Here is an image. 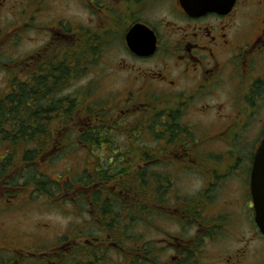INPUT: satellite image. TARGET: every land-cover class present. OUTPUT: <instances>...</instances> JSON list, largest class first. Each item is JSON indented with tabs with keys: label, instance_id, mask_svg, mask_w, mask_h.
<instances>
[{
	"label": "flooded vegetation",
	"instance_id": "1",
	"mask_svg": "<svg viewBox=\"0 0 264 264\" xmlns=\"http://www.w3.org/2000/svg\"><path fill=\"white\" fill-rule=\"evenodd\" d=\"M13 17H18L19 24L26 23L32 30L30 41L33 44L34 40L41 42L26 55L24 83H29L35 76H44L48 70L59 77L57 98L61 102V114L57 122L61 133L58 140L69 137L78 145L83 137L108 141L95 151L83 145L85 159L81 164L82 172L124 174L121 182L107 185L111 192L119 194L117 189L122 190V200L129 182L137 181L133 195L138 205L135 214L138 211L140 216L144 211L151 212L138 204L144 196L137 189L148 185L151 189L149 199L151 203L155 202L153 208L165 211L157 201L160 182L154 172L161 165L159 156H167L166 161H169L168 156L172 157L171 161L175 160L184 169L202 174L209 172L211 180L209 177V181L202 183L195 196L172 202L179 204L178 208L174 207L173 214L195 219L201 227L199 221L202 216L198 212L201 213L202 206L208 201L214 200L212 193L218 195V189L223 191L226 188L232 191L233 184L216 180L215 173L222 172L223 177H228L234 172L246 171L241 183H235L242 187L239 201L245 202L247 209L252 211L254 223L250 172L255 150L250 151V148L258 147L264 130L254 148L247 142L248 130L244 126L249 127V121L245 120L244 111L264 102V0H0V28ZM103 58L109 67L107 80L113 83L111 90L121 93L117 100L110 98L107 105L122 109L123 119L120 118V124L115 123L109 114L103 112L109 123L100 127L95 119L98 120L102 111L96 112L87 101L78 106V95L74 96L71 90L78 75L86 70L92 71L93 60L102 61ZM79 67L82 69L80 73ZM228 91L233 94L223 95ZM67 110L71 111L69 118ZM185 114L204 131L196 134L185 125L182 121H185ZM260 120L263 121L262 118ZM42 124L45 127V122ZM80 124L83 127L79 128ZM67 125L72 128H67ZM90 129L92 133L84 134ZM99 129L102 131L98 132ZM144 135L150 137V147L139 145ZM114 136L123 140V149L119 152H111L110 142ZM11 137L12 133L7 140L0 137V165L6 163L10 166L6 180L0 181V211L6 217L14 213L11 209L19 201L11 196L15 188L9 183L13 179L15 152ZM37 138L44 145L46 134ZM218 142L227 146L222 149L225 152L221 156L222 163H205L211 158L203 156V146ZM78 145L75 151H78ZM106 145L110 150H106ZM105 150L111 152L106 157L101 153ZM56 151L66 153L72 150L42 147L38 154L45 157L47 153ZM20 153H23L22 148L18 151ZM129 170L134 171L135 177L125 180L126 174L128 177L131 175ZM141 171L150 173L151 180L138 178L136 173L141 174ZM58 185L65 187L64 184ZM80 189V193L90 196V191H93L91 188ZM27 198L25 201L31 202L30 197ZM224 202L226 206L228 204L226 211H229L232 199ZM125 208L129 209L128 206L121 207L120 215ZM112 210L117 211V207ZM94 214L98 221L103 219L109 223V219L113 220L111 213L105 215L104 212L103 216L97 208ZM4 219H0V241L8 243L10 239ZM188 231V236L167 235V239L158 240V243L171 252L169 259L172 264H205L201 249H204L207 239H213L217 230L213 227L203 234L201 228L189 227L184 232ZM121 233L118 234L122 236ZM253 233L257 235L255 238L264 242L258 230H253ZM252 238L255 239L254 236ZM73 241L77 242V239L55 237L53 243L28 252V259L21 255L23 251L26 253L25 250L17 253L12 247L0 250L12 253L10 259L0 261V264H92L93 256L81 257L80 244L74 245ZM85 241L83 246L99 247L93 244V239ZM144 249L149 251L150 248ZM17 254L22 257L20 262L14 261Z\"/></svg>",
	"mask_w": 264,
	"mask_h": 264
},
{
	"label": "rangeland",
	"instance_id": "2",
	"mask_svg": "<svg viewBox=\"0 0 264 264\" xmlns=\"http://www.w3.org/2000/svg\"><path fill=\"white\" fill-rule=\"evenodd\" d=\"M17 18H11L4 24V27L2 26L0 28V99L8 94L10 84L13 82H24V79H26L24 66L26 55L32 48L41 45V42L34 40V36V44L30 41L32 30L25 25L26 23L19 24ZM93 62L94 66L92 71L86 70L80 73L73 83L72 90H70L73 91L74 96L78 95V106L84 105L87 101L97 111L109 114L113 122L121 123L122 109L118 107L109 108L110 105H107L110 98L117 100L121 94L110 88V85L113 83L107 80L110 76L107 75L109 70L107 62L105 58L102 61L100 59H94ZM223 91H225V87ZM226 94L231 96L233 93L230 91L223 93V95ZM244 112V116H247L245 120L249 121V127L247 125L244 126V129L246 131L248 130L247 142L254 145L255 148L261 138V131L264 130V102L261 105L258 103L253 109L245 110ZM184 117L185 121L182 119L183 123L190 126L193 132L199 134L204 131L198 123L188 118V114H185ZM141 121L146 123L144 120ZM81 127H83L82 124L79 125V128ZM67 128L71 129L72 127L67 125ZM234 135H232V138ZM112 140L110 142V147H113L111 152H119L123 149V140L121 138L114 136ZM65 141L68 146H71L70 149L72 151H67L66 153L65 151L47 153V155L52 157L60 154L64 157H58L53 162L51 161V157H44L42 159L44 163L41 164V170L55 183L67 185L70 184V179L74 181L83 173L84 168L81 164H84L85 152L83 151V146H79L75 139L71 141L68 137ZM76 145H78V151H75L77 148ZM139 145L150 147V137L144 135ZM203 148V156H210L211 158L210 161L206 159L205 163H222L223 157L221 156L225 153L222 149L227 148L224 142L204 145ZM106 150H110L108 149V145H106ZM106 150L101 152L105 157L111 153L106 152ZM252 150L254 151L255 149L250 148V151ZM165 157L167 156H159L158 159L161 165L158 167L159 169L155 170L157 172H154L157 175L155 177H159L161 180L163 179V183L166 181L169 185L166 187L167 184L165 183V189H162L165 197L163 202L165 203L160 208L166 207L164 208L165 211H156L153 208L155 202L151 203L149 199L151 189L149 187L150 185H148L142 187L141 190L137 189L144 196H142V201H138V204L139 207L151 212L146 213L144 211L142 216L138 214V211L135 214L136 206L138 205L136 199H134L133 192L136 190L134 183H137V181L133 179L135 177L134 171L129 170L131 175L125 180H133L129 182L130 185L125 190L123 201L126 202L124 207H134L131 209L125 208V211L121 215L119 212L120 216L117 226L125 233H121L124 238V240L121 238L123 243L119 242L114 236L111 237L107 232L108 230L102 232V221L94 218L96 208L90 207L87 210L82 207V204H72L74 202L72 199L78 198L80 194V187L77 188L73 185L74 188L72 191L74 195L69 192L68 194L61 195L57 199L45 197L42 194H35L28 187L24 190L13 191L11 196L19 200L18 203H14L11 209L14 213L6 217L0 211V219L5 218L4 220L10 239L8 243H1L0 241V250L10 247L16 253L25 250L26 253L23 251L21 255L28 259V256H30L28 252H32L34 249L40 250L42 249L41 246L43 247L53 243L55 237L64 240L66 238L70 240L75 238L80 244L79 255L87 258L93 256L92 264H172L169 259L171 252L167 248H162L158 240L167 239V235L178 237L188 236L190 235V231H184L189 227H192V229L195 227L201 228L203 234L214 227L217 233L213 239H207L203 247L204 249H201V252H204L205 264H264V242L260 238H255L257 237L256 234L252 235L254 234L253 230H257L252 222V211L247 209L245 202L240 203L242 187L235 183L236 181L241 183V180L246 176V171L244 173L234 172L228 177H223L224 173L222 172L215 173L216 180L229 181L233 184V192L227 188L223 191L218 189L219 194L212 193L214 200L208 201L207 205H203L200 210L201 213L193 210L202 216L199 221L202 226L198 227L195 219L173 214L174 207L178 208L179 204L172 202L174 199L182 201L184 198L192 195L195 196L196 194L194 193L199 191L202 183L209 181V177L211 180L212 175L209 172L202 174L193 169H184L179 167L180 165L174 162V159V161H171L172 157L168 156L169 161H166ZM247 160L245 161V165H243L245 168L247 166ZM16 162V164L13 162L14 172H21L24 166L20 165L18 161ZM51 163L52 165H49ZM170 163L172 164L169 165ZM173 163L175 164L174 166ZM181 164L186 165V163ZM141 172L143 173V171ZM145 174L146 181H150V173ZM20 184L19 189L22 188ZM16 193H21V195H13ZM27 196L32 197V203L25 201L28 199ZM226 199H232L229 211H226V207L228 206L224 202ZM132 203H135V205H132ZM230 211L232 212V216L230 215ZM175 216L178 218H174ZM91 225L92 230L89 231L88 229ZM253 236L255 239L252 238ZM91 239H93V244L99 247L91 246L90 244L87 247L86 245L83 246L87 242L85 240L89 242ZM77 242L73 241L74 245ZM111 243H115L117 246ZM68 244L70 245L71 243ZM144 247L146 249L150 248L149 251H144ZM87 248H90L94 254L88 251ZM236 252L239 253L238 255L240 257L234 254ZM11 255L12 253L7 254L4 251H0V261L10 259ZM21 260L22 257L17 254L14 261L20 262ZM227 260L229 262H226Z\"/></svg>",
	"mask_w": 264,
	"mask_h": 264
},
{
	"label": "trees",
	"instance_id": "3",
	"mask_svg": "<svg viewBox=\"0 0 264 264\" xmlns=\"http://www.w3.org/2000/svg\"><path fill=\"white\" fill-rule=\"evenodd\" d=\"M81 71L82 69L79 67L78 72L80 73ZM43 75L44 76H35L29 83L13 82L10 84L8 94L0 99V137L7 140L12 133L13 137H11V141H13L14 148L16 150L19 148L23 149V153H14L13 160L15 164L18 160L19 164L24 167L21 169V172L17 173H15L13 169V179H10L9 183L15 188L19 187L21 183L20 185H22V188H20V190L29 187L33 193L42 194L45 197L53 199H57L63 194H68L74 188V184L80 185V187L82 186L83 188H91V190H93L90 191L91 196L82 192L79 194L78 198L73 200L74 202H72V204H82V207L85 209L90 208V206L92 208H97L99 213H103V216L104 212L106 213L105 215L111 213L113 220L109 219L108 225L106 221L102 219L103 228L106 231L108 230L107 232L111 237L114 236L119 241V236L114 233L115 231H122L120 227L117 226L119 212L121 211V207H124L120 195L122 190L117 189L119 194L117 192H111L107 189V185L117 181L121 182L124 178V174L106 171H84L74 180L72 183L73 185L68 184L65 185L64 188H60L57 182L55 183L41 170L42 166L38 162L42 156H39V150L42 147L48 150L59 147L58 139L55 137L58 132L53 130L54 126L52 124L56 125L57 119L61 114V102L57 98L60 93V89H58L60 85L59 77H56L51 70L46 71ZM70 105H73V103ZM66 115H68V118L71 117V111L67 110ZM97 119L98 120L95 119V122H97L100 127H102L103 124H107L105 115L102 114ZM42 122H45V127ZM91 131L93 130H86L84 134L88 132L92 133ZM101 131L102 130H98V132ZM43 133L46 134V139L44 145H41V141L38 140L37 137ZM80 142L90 145L88 147L89 149L94 147L97 150L101 148L100 144H105L108 141L83 137ZM35 143H37L36 146H34ZM46 156L51 157L52 162L54 159L62 157V155H55L53 157L50 155ZM49 165H52V163ZM9 172L10 166L8 167L6 163L3 166L0 165V181L3 178L6 180ZM137 176L143 181L147 180L145 172ZM126 177H128V174H126ZM157 180L162 184L159 185L157 189V201L159 206H163L165 203L163 199L165 197L162 189H165L166 181L163 183V179L161 180L159 177ZM168 186L167 184L166 187ZM109 201L110 205H107ZM119 202L122 204H119ZM114 207H117V211L112 210Z\"/></svg>",
	"mask_w": 264,
	"mask_h": 264
},
{
	"label": "water",
	"instance_id": "4",
	"mask_svg": "<svg viewBox=\"0 0 264 264\" xmlns=\"http://www.w3.org/2000/svg\"><path fill=\"white\" fill-rule=\"evenodd\" d=\"M250 182L255 223L264 235V137L254 155Z\"/></svg>",
	"mask_w": 264,
	"mask_h": 264
},
{
	"label": "bare ground",
	"instance_id": "5",
	"mask_svg": "<svg viewBox=\"0 0 264 264\" xmlns=\"http://www.w3.org/2000/svg\"><path fill=\"white\" fill-rule=\"evenodd\" d=\"M120 124V123H119ZM98 150V149H97Z\"/></svg>",
	"mask_w": 264,
	"mask_h": 264
}]
</instances>
